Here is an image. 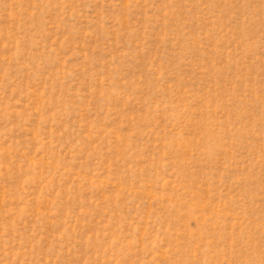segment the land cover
<instances>
[{
	"label": "rangeland",
	"instance_id": "rangeland-1",
	"mask_svg": "<svg viewBox=\"0 0 264 264\" xmlns=\"http://www.w3.org/2000/svg\"><path fill=\"white\" fill-rule=\"evenodd\" d=\"M0 264H264V0H0Z\"/></svg>",
	"mask_w": 264,
	"mask_h": 264
}]
</instances>
